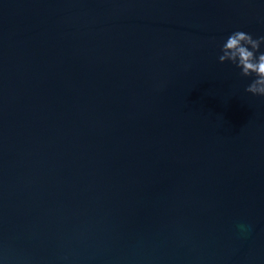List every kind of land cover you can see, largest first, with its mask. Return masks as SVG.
<instances>
[{
    "label": "water",
    "instance_id": "water-1",
    "mask_svg": "<svg viewBox=\"0 0 264 264\" xmlns=\"http://www.w3.org/2000/svg\"><path fill=\"white\" fill-rule=\"evenodd\" d=\"M235 31L264 0H0V264H264Z\"/></svg>",
    "mask_w": 264,
    "mask_h": 264
},
{
    "label": "clouds",
    "instance_id": "clouds-1",
    "mask_svg": "<svg viewBox=\"0 0 264 264\" xmlns=\"http://www.w3.org/2000/svg\"><path fill=\"white\" fill-rule=\"evenodd\" d=\"M264 36L253 38L249 33L235 31L220 48L218 62H228L240 70V76L252 77L244 91L252 96L264 97V52H260Z\"/></svg>",
    "mask_w": 264,
    "mask_h": 264
}]
</instances>
